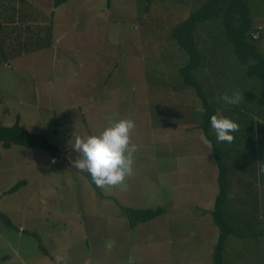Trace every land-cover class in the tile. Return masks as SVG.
I'll return each mask as SVG.
<instances>
[{
	"label": "rangeland",
	"instance_id": "374dc122",
	"mask_svg": "<svg viewBox=\"0 0 264 264\" xmlns=\"http://www.w3.org/2000/svg\"><path fill=\"white\" fill-rule=\"evenodd\" d=\"M27 1L52 15V44L0 64V123L19 116L61 157L0 146V211L20 230L37 233L49 253L0 220V256L8 255L0 264H212L217 167L196 125L200 101L173 70L179 52L168 38L170 26L203 0H157L148 12L140 0H111L109 7L106 0H67L56 8L53 0ZM251 5L264 52V0ZM218 44L201 78L219 113L231 106L223 93L251 95L249 104L259 82L243 78L228 45ZM124 118L136 125L133 174L120 187L98 188L113 197L100 199L73 166L79 154L70 142ZM240 177L263 194L255 176ZM19 180L26 184L3 195ZM119 205L161 206L164 213L132 229ZM259 243L229 236L225 264H264Z\"/></svg>",
	"mask_w": 264,
	"mask_h": 264
},
{
	"label": "trees",
	"instance_id": "16d2710c",
	"mask_svg": "<svg viewBox=\"0 0 264 264\" xmlns=\"http://www.w3.org/2000/svg\"><path fill=\"white\" fill-rule=\"evenodd\" d=\"M66 1L53 0V6L56 8ZM156 1L140 0L142 12H148ZM110 3L111 0H106L107 7ZM201 32L206 34L204 39L200 38ZM52 33V15H46L27 0H0V64L50 47ZM168 38L179 52L174 56L179 65L173 63V70L181 85L192 91L200 101L201 120H196V125L210 142L211 156L217 167L218 191L210 212L218 235L211 261L212 264H225L224 250L229 236L251 241L264 238V191L261 195L246 178L240 177V174L255 176L264 186V172H259L264 168V52L259 44L263 34L254 26L251 0H203L184 19L170 26ZM219 42L228 45L242 77L256 79L259 89L249 104L243 100L238 106L231 105L218 113V104L210 100L204 89L201 71L212 61L216 49L220 47ZM168 59L173 61V58ZM248 97L252 98L251 95H244L245 99ZM219 108H222L221 105ZM216 114L239 124V131L233 133L235 139L232 143L218 142L210 125L211 116ZM19 122L17 116L12 125L0 123L1 148L9 149L17 145L45 151L52 158L61 157L57 145L45 135L23 128ZM83 173L100 199H112L100 192L88 173ZM25 184V180H19L3 195L14 193ZM119 208L124 211L128 227L132 229L164 213L161 206L141 208L119 205ZM0 220L6 227L34 237L39 243V250L49 255L37 233L20 230L1 211ZM7 258L8 255L0 256V261Z\"/></svg>",
	"mask_w": 264,
	"mask_h": 264
},
{
	"label": "clouds",
	"instance_id": "9594fccd",
	"mask_svg": "<svg viewBox=\"0 0 264 264\" xmlns=\"http://www.w3.org/2000/svg\"><path fill=\"white\" fill-rule=\"evenodd\" d=\"M220 99L233 106L245 100L238 90L231 95L225 92ZM210 125L218 142L229 144L235 139L233 133L240 128L237 122L219 114L211 116ZM135 128L132 119L124 118L113 122L99 135L81 137L75 134L70 146L79 154V158L73 161V166L88 173L98 188L124 185L133 174L134 154L138 150L132 140ZM259 172H264V168L259 169Z\"/></svg>",
	"mask_w": 264,
	"mask_h": 264
},
{
	"label": "crops",
	"instance_id": "0c3cea01",
	"mask_svg": "<svg viewBox=\"0 0 264 264\" xmlns=\"http://www.w3.org/2000/svg\"><path fill=\"white\" fill-rule=\"evenodd\" d=\"M111 198L113 199V197L111 196ZM260 243V245L258 246V248L257 249H259V248H261L262 249V253H261V255H258V259L260 258V257H262L263 259H264V238H262V239H257ZM256 240V241H257ZM123 243H125V242H123ZM155 245H158V248H165L164 246H162V245H166L165 243H156ZM252 260H254V259H252Z\"/></svg>",
	"mask_w": 264,
	"mask_h": 264
}]
</instances>
